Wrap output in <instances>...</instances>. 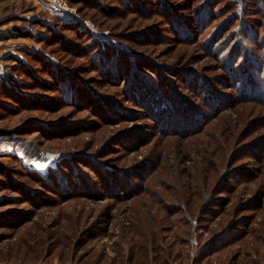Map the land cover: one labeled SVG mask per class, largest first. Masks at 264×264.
<instances>
[{
  "label": "rangeland",
  "instance_id": "374dc122",
  "mask_svg": "<svg viewBox=\"0 0 264 264\" xmlns=\"http://www.w3.org/2000/svg\"><path fill=\"white\" fill-rule=\"evenodd\" d=\"M52 1L0 0V264H264V104L225 70L260 1L200 42L211 0Z\"/></svg>",
  "mask_w": 264,
  "mask_h": 264
},
{
  "label": "trees",
  "instance_id": "16d2710c",
  "mask_svg": "<svg viewBox=\"0 0 264 264\" xmlns=\"http://www.w3.org/2000/svg\"><path fill=\"white\" fill-rule=\"evenodd\" d=\"M90 1L91 0H66L67 4H69L70 6L87 5ZM132 1L139 3L138 0H132ZM215 1L216 0H211L209 3H207L203 7V9H200V11H198V12H195V11L193 12V13H195V17H196L195 23H196L197 27H199L197 35H196V33L194 35H192V36L189 35V33L187 34L186 32H188V29H187V27H185L186 25L183 22L178 23L176 21L175 22L176 26L180 28L178 30H180V33H181V34H178L177 38L182 40V41L191 42V41L196 40V42H200L201 38H200L199 34L201 33V31L204 30L206 25L209 24L210 21L213 18L212 14L214 12ZM255 1H257V0H249L248 4L250 6H252ZM259 1H260L259 3H261V5H262L263 9L262 10L261 9H257L254 12H256V14L258 13L260 16L264 17V0H259ZM127 2H129V0H126V2H125L127 7L130 6V7L134 8V6L131 3H127ZM257 6H259V4H257ZM242 8L244 9V7L240 8L242 13H244V10ZM245 11H246V13H250V14L252 12V10H247V8H246ZM253 22L255 23L254 25L244 24L242 26L244 28L248 27L245 30L249 31L252 34V38H251V40H248V43L252 44L253 47L249 49L248 47L246 48L245 44H242L244 46L243 54L241 52L242 50H240V46L236 47L235 51H233V53H232V55L234 54L235 57L233 56V57L230 58V61L227 62V64L225 65L226 66L225 70L229 74L233 73L234 70H235L234 67L232 68V65H233L232 63H233L234 59H235V65L237 67H239V65L242 63V62L239 63L240 60L244 59V61H243L244 63L242 65V67L240 65V69L241 70L235 71V74H234V80H237V82L241 81V83H239V85H242L241 86V91H240L242 94L240 95L239 98L241 100H243V101L249 100V101H253V102H258V103L264 104V96L261 93V88H262V86H264V37H261V32H260V29H262L264 27V25H263L264 23H262V22L258 23L256 20L253 21ZM244 39L246 40L245 36L243 35V41L242 42H245ZM95 42L98 43L97 41H95ZM215 42H216L215 40L211 42V45H210L211 51L214 50L216 48V46H217V44ZM100 51L101 52L103 51V54L105 52L104 49H101ZM98 54H100V53H98ZM105 56H108V55L105 54ZM250 60H252L253 62L254 61L258 62V64H257L258 65L257 66V68H258L257 70L258 71H257V76L255 78L252 76V74L250 72V69H251V66L249 65V61ZM108 66H110V65H108ZM239 75H241L242 78L239 77ZM249 75H250V77H247ZM135 79H136L135 80L136 82L139 81L138 78H135ZM140 86H142V82H140L138 84L133 83V86L131 87V92L136 90L135 94L138 95V98L141 97V96H139V94H141V95L143 94L142 91H141L142 89H141ZM133 89H135V90H133ZM247 93L250 94L251 97L247 96ZM130 94H132V93H130ZM160 99L163 100L167 104H168V102L169 103L171 102L170 100L164 99L162 97ZM219 100H220V97L217 96V94H215L214 91H212L210 89L207 90V97H206L205 101L209 105L210 109H212L213 111H217L220 108L219 106L221 105V103H218ZM187 107H188V111L185 110L187 115L184 116V117H186L185 121L189 119V117H187V116L190 115V114H188V113H190L189 111H194V112L200 113V111L196 107H192V106H188V105H187ZM173 114L174 113L171 112V116H170V119H169V121L171 123L173 122ZM157 116H158V114H157ZM204 116L205 115H202V117H201V118H203L201 123L197 122L196 126L193 127V128H196V127L200 128L202 126V123H204V121H206V119H207V116H205V117ZM197 117L200 118L199 115ZM181 130L184 132V131L187 130V128H181ZM173 131H175V129ZM25 172L29 176L34 177V172L27 171V169H26ZM40 180H42V183H46L47 179H40Z\"/></svg>",
  "mask_w": 264,
  "mask_h": 264
},
{
  "label": "built area",
  "instance_id": "2783aa9c",
  "mask_svg": "<svg viewBox=\"0 0 264 264\" xmlns=\"http://www.w3.org/2000/svg\"><path fill=\"white\" fill-rule=\"evenodd\" d=\"M52 7L58 11L68 12V5L64 0H53Z\"/></svg>",
  "mask_w": 264,
  "mask_h": 264
},
{
  "label": "bare ground",
  "instance_id": "6f19581e",
  "mask_svg": "<svg viewBox=\"0 0 264 264\" xmlns=\"http://www.w3.org/2000/svg\"><path fill=\"white\" fill-rule=\"evenodd\" d=\"M46 1H47V0H46ZM43 162H44V161L35 160V159H33V158H28L27 161H26L25 163H26V165H27L30 169L34 170V169H36L39 165H42ZM43 166H44V165H43ZM36 170H37V169H36ZM39 170H40V169H39Z\"/></svg>",
  "mask_w": 264,
  "mask_h": 264
}]
</instances>
